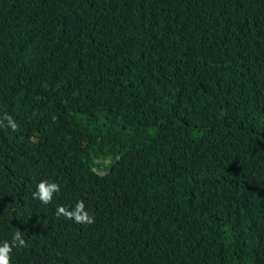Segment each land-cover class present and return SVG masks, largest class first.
Returning a JSON list of instances; mask_svg holds the SVG:
<instances>
[{
  "label": "trees",
  "instance_id": "trees-1",
  "mask_svg": "<svg viewBox=\"0 0 264 264\" xmlns=\"http://www.w3.org/2000/svg\"><path fill=\"white\" fill-rule=\"evenodd\" d=\"M17 229L10 264H264V0H0Z\"/></svg>",
  "mask_w": 264,
  "mask_h": 264
},
{
  "label": "clouds",
  "instance_id": "clouds-1",
  "mask_svg": "<svg viewBox=\"0 0 264 264\" xmlns=\"http://www.w3.org/2000/svg\"><path fill=\"white\" fill-rule=\"evenodd\" d=\"M8 126L13 131L17 129V124L11 117L8 118ZM59 191L60 186L57 183H50L47 180H43L38 184L36 192L33 193V198H38L43 204L47 205L52 202L53 195ZM56 215L58 217L64 216L66 219L74 220L75 223L80 224H91L94 222L93 218L85 211V206L82 201L76 204L74 211H69L64 206H58ZM13 247H26V242L22 238V233L19 229L15 231L11 243L5 241L0 246V264H10V254Z\"/></svg>",
  "mask_w": 264,
  "mask_h": 264
},
{
  "label": "rangeland",
  "instance_id": "rangeland-1",
  "mask_svg": "<svg viewBox=\"0 0 264 264\" xmlns=\"http://www.w3.org/2000/svg\"><path fill=\"white\" fill-rule=\"evenodd\" d=\"M107 162H109L110 160L109 159H106Z\"/></svg>",
  "mask_w": 264,
  "mask_h": 264
}]
</instances>
